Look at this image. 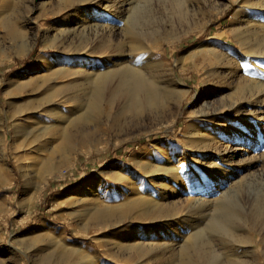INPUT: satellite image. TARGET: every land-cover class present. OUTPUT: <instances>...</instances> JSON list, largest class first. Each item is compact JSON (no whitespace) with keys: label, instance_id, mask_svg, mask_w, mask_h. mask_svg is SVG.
<instances>
[{"label":"rangeland","instance_id":"rangeland-1","mask_svg":"<svg viewBox=\"0 0 264 264\" xmlns=\"http://www.w3.org/2000/svg\"><path fill=\"white\" fill-rule=\"evenodd\" d=\"M93 1L0 0V264H60L52 246L59 239L73 249L82 246L95 256L94 264H152L137 245H146L147 252L174 247L173 221L166 222L160 236L155 229V237L149 238L146 232L152 227L138 210L105 228L95 226L84 213L123 204L137 193L166 204L167 219L182 214L194 195L188 183L180 185L179 196L163 199L151 186L163 177L152 174L173 165L201 173L190 147L205 131L218 133L217 141L228 132L241 131L246 138L240 147L249 148L246 158L253 166L224 178L219 187L203 181L199 192L211 199H233L237 213L249 202L251 191L264 188V121L258 122L253 114L257 110L253 104L264 100V33L245 41L234 37L243 25L240 20L258 17L254 10L258 0H135L137 5L126 7L128 15L121 18L114 15L116 10L104 8L108 0ZM136 6L143 7L127 34L126 18ZM9 22L22 38L9 35ZM97 24L104 26L103 31L92 28ZM82 25L91 28L83 30ZM132 35L157 50L163 67L140 68L142 82L132 95L128 90L134 84L117 86L124 69L112 70L82 134L70 130L68 141L54 139L35 148L27 126L37 102L31 91L42 85L37 80L41 72L35 68L38 57L54 65V56L69 62L73 50L91 52L101 46L108 54L110 48L122 46L126 52ZM211 49L231 54L239 64L220 68L208 58ZM171 79L180 84L177 95L168 88ZM89 86L71 90L85 94ZM46 92L38 90L37 97ZM232 143L208 147L213 152L209 162L220 163L215 153H223ZM182 231L184 227L177 233Z\"/></svg>","mask_w":264,"mask_h":264},{"label":"bare ground","instance_id":"bare-ground-1","mask_svg":"<svg viewBox=\"0 0 264 264\" xmlns=\"http://www.w3.org/2000/svg\"><path fill=\"white\" fill-rule=\"evenodd\" d=\"M97 2L100 4L104 1L94 0L93 4ZM104 3V8L112 12L117 11L114 14L117 18L128 15L129 9L126 7L132 4L137 5L135 0H108ZM142 7L136 6L135 9L137 11L135 10L136 12L127 16V34H131V29H133L134 23L139 19V12L142 10ZM254 10L258 12L256 19L240 20L243 25L234 34V37L238 41H245V39L252 38V36L259 32L264 33V0H258ZM90 14L88 13L89 16ZM14 26V23L11 22L6 24V28L10 32L9 35L17 39L22 38ZM89 27L91 28V26L82 25L81 28L86 30ZM92 28L103 31L104 26L97 24L92 25ZM114 31L116 30H111L112 33ZM141 39L136 35H132L128 43L129 48L126 52H124L122 46L113 48L112 50L110 48L108 54L101 46L91 52L80 49L73 50L72 53H69V62H66V59H60L62 58L60 56H54V65L53 61L47 62L45 57H38L35 68H38L41 72L37 80L42 85L31 91L32 94H36L34 98H36L37 102L36 107L31 111L33 116L31 115L32 117L28 118L30 124L27 126L29 130L27 136L31 139V143L35 145V148L40 149L51 143L54 139L68 141L72 137L70 130H73L77 134H82L86 129L84 124L96 113L98 103L105 92L103 84L112 70L124 69L121 76L116 79L117 86L127 85L128 83L129 85L134 84L128 90V94L132 95L137 92L142 82L139 79L140 68L158 69L163 67V62L158 60L156 56L157 50L148 47ZM21 45H26L23 40L21 41ZM203 47H206V44L192 50L190 55H195ZM219 49L222 50V48ZM244 52V54L247 53L246 51ZM209 53L210 57L208 58H213L220 68L225 69L227 67V69H230L231 65L234 67L238 63H236L235 57L228 52V54H221L211 49ZM93 55L95 58L90 59ZM177 66L179 70H182L180 64H177ZM227 69L223 72L226 73ZM235 70L237 71V69ZM86 83H89L90 86L85 94L84 92L82 94L72 93L71 89L73 87ZM178 87H180V84L171 79L168 85L171 94H179ZM40 89L47 90V92L45 94L39 93L37 97V92ZM180 91L182 92V90ZM185 93H187L186 90ZM258 103L253 104L257 109L253 112L254 119H257L258 122H263L264 100L262 104ZM251 129L249 128V130ZM216 135L218 133H207L205 131L201 135V138L197 136L198 138L191 144V155L194 156L196 162L200 165L202 169L201 173L192 169L183 171L182 167H173V165L152 174V177L156 179L163 177L160 183L151 184L153 188L157 189L158 194L163 199H167L170 196H179L178 189L180 185L182 186L184 182L188 183L189 189L194 195L189 198L188 205L184 207L185 210L184 212L182 210V214L175 213L167 219L166 217H168L169 212L164 207L166 204H163L162 201L149 199L145 194L136 193L135 195L137 196L135 198L123 204L103 206L104 208L96 207L89 210L84 213L85 217L95 226L105 228L113 226L127 215L138 210L139 216H143L148 225L152 227L146 232L149 238L155 237V229H158L160 233L157 236H160L166 222L173 221L172 230L176 233L172 235L175 243L174 247H164L160 251L147 252L146 245L142 246V243L137 245L140 251L146 253L152 264H264V249L262 250L264 247V220H259L264 215V188L261 191L258 189L251 191L249 193V202L245 206H242L241 209H238L237 213L235 212L237 205L233 199L226 196V198L211 199L210 195L205 194V191L204 193L202 192L203 194L199 192L203 181L210 187H219L222 185L221 181L224 178L233 177L237 175L236 171L253 166L250 164V160L246 158L247 154L250 153L247 150L249 148L244 149L240 147L244 138H246L241 131L234 130L233 132H228L224 134L221 141L216 140ZM226 141L233 142L232 146L226 148L223 153H215L221 159L220 163H210L209 161L213 152H209L210 148L208 147ZM238 158L244 159L236 161ZM38 183H41V181ZM175 184L178 185V188ZM175 197L174 200H176ZM91 201L92 204L100 206L98 199L91 198ZM172 203L169 202L167 204ZM149 206L152 207L151 210H147ZM183 227L184 231L178 234L177 230ZM255 239L258 243L257 247L255 246ZM115 241L116 239L112 242ZM158 242L156 241V244ZM52 246L55 255L58 256V259L61 258L60 264H94L96 261L95 256L84 251L82 246L73 249L60 239L57 241L53 240ZM49 263L57 264V262Z\"/></svg>","mask_w":264,"mask_h":264}]
</instances>
